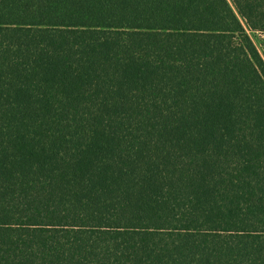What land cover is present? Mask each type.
<instances>
[{
    "label": "trees",
    "instance_id": "trees-1",
    "mask_svg": "<svg viewBox=\"0 0 264 264\" xmlns=\"http://www.w3.org/2000/svg\"><path fill=\"white\" fill-rule=\"evenodd\" d=\"M257 33L264 0H0V264H264Z\"/></svg>",
    "mask_w": 264,
    "mask_h": 264
},
{
    "label": "rangeland",
    "instance_id": "rangeland-1",
    "mask_svg": "<svg viewBox=\"0 0 264 264\" xmlns=\"http://www.w3.org/2000/svg\"><path fill=\"white\" fill-rule=\"evenodd\" d=\"M253 35V38L255 40V42L257 43V45L259 46V48L263 51V45H264V42H263V39H264V35L262 33H257V34H252Z\"/></svg>",
    "mask_w": 264,
    "mask_h": 264
}]
</instances>
